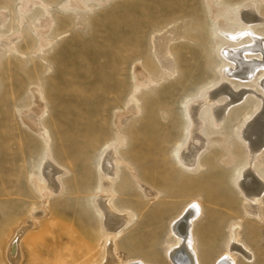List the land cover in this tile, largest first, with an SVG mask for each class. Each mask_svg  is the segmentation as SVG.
Segmentation results:
<instances>
[{"label":"rangeland","instance_id":"rangeland-1","mask_svg":"<svg viewBox=\"0 0 264 264\" xmlns=\"http://www.w3.org/2000/svg\"><path fill=\"white\" fill-rule=\"evenodd\" d=\"M83 2L86 8L68 0H0V264H13L9 244L29 222L17 241V264L100 262L106 229L102 232L93 202L95 186L103 183L98 181V164L111 149L122 182L117 190L121 195L112 203L136 215L111 238L120 264L138 258L168 264L163 253L171 241L170 222L193 203L202 209L193 225L200 257L208 258H201L202 263L213 264L223 254L232 226L254 255L251 264H264V194L250 204L233 180L237 166L245 162L246 148L235 135L243 118L234 115L253 109L260 90L254 79L260 73L242 83L227 79L223 70L229 65L221 67L226 58L217 48L245 34L247 28L234 35L223 29L241 24L235 15L250 7L260 18L254 29L264 39V1ZM224 81L231 91L236 86L247 94L222 124L200 117L211 123L202 126L210 133V148L199 159L207 166L191 172L175 158L176 144L184 137V105L192 104V97L201 101L204 91ZM118 135L125 136L124 144ZM258 158L264 164V149ZM47 160L60 170L61 195L43 187L38 170ZM175 177L185 182L176 185ZM146 178L151 180L143 185ZM204 180H209L208 187ZM156 187L164 189L157 198ZM250 222L254 225L247 226ZM80 242L92 244V249L87 252ZM234 253L237 262L245 263Z\"/></svg>","mask_w":264,"mask_h":264},{"label":"bare ground","instance_id":"bare-ground-1","mask_svg":"<svg viewBox=\"0 0 264 264\" xmlns=\"http://www.w3.org/2000/svg\"><path fill=\"white\" fill-rule=\"evenodd\" d=\"M83 1H85V0H78V3H77V1L73 2L72 0H68V3L73 4L75 6H81L82 8H86L85 3ZM100 1L101 0H97V3H99ZM39 3L41 5H43L41 2H39ZM246 5H247V2L240 4L237 8L244 7ZM247 8H248V6H247ZM233 10H235V9H233ZM257 14L258 13L255 12L254 7H250V9L247 11H238L237 15H235V12H234V15L236 16V20H238V21L241 20V24H238L236 27H229L230 29L225 28V29H223V32L228 33V34L233 33L232 35H234V34H236V32H238L240 30L243 31L244 28H247V31L244 32L245 34H242L244 36L245 40L240 43V40L243 38V36L240 38L239 35H235V38L231 39V40H234V41H232L233 44H229V42L223 41L222 44H218V46H217L218 52L221 55H223V57L226 58L225 59L226 62L221 64V67H223L227 64L229 65V68H226L223 70V74L227 79L230 78V80H234V82H236V83H242V81L250 80L251 78H254L258 73H260V78L254 79V83L259 85L260 90H259V96H257L256 102L253 105V109L250 111L239 112V113L234 115V117L236 119H239V117H241V120H242V118H243L242 124L240 126L238 125L236 127L235 135H237L243 141V143L246 145V148H245V153H244L245 162H243L242 164L237 166L235 174L233 175V180H234V182L237 183L238 194L242 195L248 203L251 202L254 204L257 203L258 200L264 194V164H262L261 162L258 161V159H259L258 156L261 153L262 149H264V39H262L261 37H260L261 38L260 39L258 36V32H256L254 29V27H255L254 24H256L260 20V18L257 17L258 16ZM214 25H215V23H214ZM215 28L217 29L218 25L215 26ZM244 30H246V29H244ZM254 33L257 37L254 35ZM245 54H248L247 58H253V59L246 60ZM227 85L228 84L224 81L223 83H220V85H218L213 91H211V92L204 91L205 94L202 95L203 99L201 101H199L198 98L192 97V98L188 99V100H190L189 102H192V104L188 103L189 104L188 106H187V104L184 105V111L183 112L186 113V116L184 118V120H185L184 125L185 126L182 129L184 137L182 138V141H180V142H178V144H176L177 150L175 153H176L177 157H175V158L178 160V163L183 165L185 168H187L191 172L196 173L198 171H201V169L204 168L205 166H207L206 163L200 161L199 159H201V156L203 155L202 153L207 151L208 148H210V139L211 138L209 136L210 133L206 134L207 132H205V129H203L202 126L207 125L210 122H212L216 126L219 124H222V122L226 118V115H227L228 111L230 110V108H232L235 105H237L238 103H240L245 98L244 96L247 94V92H245V91H241V90L237 91L238 88H236V86H233L234 91H231L230 88L227 87ZM36 103H37V99H36ZM210 105H212V106H210ZM40 111H42V110H40ZM201 116H204L205 118L210 120V122L206 123V121L201 120L200 119ZM210 125H211V123H210ZM202 132L205 133V136L207 137V139L202 135L203 134ZM124 138H125L124 135H118V140H119L121 145L124 144L123 143ZM118 155H119V153L116 154V156H118ZM227 156H230L234 159V155L229 154ZM114 157H115V155L113 153V149H111L108 153L104 154L103 159H101L100 163L98 164V166L100 168V178H101V179L99 178L98 181L101 180V183L102 182L104 183L106 181H103V179L104 180L107 179L109 181V183H111L109 185L107 183L102 185L103 184L102 183L101 185L95 186L96 195L94 196L93 208L97 214V218L100 217L99 223L101 225L102 232H103V228L106 229V231H105L106 233L103 232L104 235L102 237L108 239V240L107 239L105 240L106 248L104 247L103 253L101 252V254H100L101 259L99 260L100 262L98 264H120V261H118V259L115 258V256H114V251H115L116 246H115L114 242H112L111 238H113V239L117 238V235H115V234H117L120 230L126 229L128 227V225L130 224V222L133 220V218L136 216L135 212L131 208L125 207L124 209H126V210H119L116 208L117 206H115V204L112 203L113 202L112 199L115 198L116 195H117V197L119 195H121V194L117 193V190H118L119 184L122 183V182L118 183V177H119L118 176V168L116 169ZM207 161H209V160H207ZM213 161H212V163L215 162V161L214 162ZM125 162H126V160H125ZM125 162H124V164H125ZM125 165L128 168L130 165V162L127 161ZM256 165H257V167H255ZM209 166H211V165H209ZM258 166L261 167V171L259 170ZM130 170L131 169H129V171ZM213 170H214V167H213L212 171ZM217 172H219V171H217ZM170 173L171 172H169V174ZM38 174L42 180L41 182L43 184V187L45 186L46 192H48L49 194H52V195H56V193H59L58 195H61L60 194L61 193L60 188H64V185H63V183L59 184L60 178H58V176H60V170L57 169L51 163L50 160L45 161L41 165L40 169L38 170ZM167 176H168V174H167ZM150 178L152 179V177H150ZM150 178L147 180L141 179V181L143 182V185L148 184V182H150L148 180H151ZM173 179H176V180H173L175 182L178 180L184 181L182 178H179V177H175ZM192 179L195 180V178H192ZM192 179H190L188 181H192ZM208 179L210 181L212 180L210 178H208ZM160 180H162V179H160ZM141 181H139V182H141ZM164 181L165 180H163V182ZM201 181H202V179H201ZM139 182H136V179H135V184L138 185ZM142 182H141V184H142ZM152 182H154V181H152ZM178 182H176V185L182 184V182H179V183ZM207 182H206V185H207ZM157 183H159V182L157 181ZM203 183H202V186L205 185ZM97 184H98V182H97ZM197 184H195V185H197ZM123 185H125V184H123ZM140 185H139V187H140ZM157 186H159V185H157ZM161 186H162V184H161ZM161 186H160V188H161ZM183 186H184V184H183ZM209 186H210V184H209ZM174 187H175V185H174ZM199 187L200 186H198V188ZM207 187H208V185H207ZM160 188L156 187L154 189V190H156V193H154L155 198L158 197L156 195H160L161 191H164L163 188H162V190H160ZM170 188H171V185H170ZM178 189H180V188H178ZM199 189H201V188H199ZM142 190L144 191V189H142ZM179 191H181V190H179ZM120 192L122 193L123 190H121ZM101 193H105L106 195H103ZM144 193H143V195H144ZM165 193L166 192H164L163 194H165ZM167 194L168 193H166V195ZM128 195H129V193H128ZM127 200L124 199L123 201L127 202ZM129 201H130V199H129ZM116 211L117 212L125 211L126 213L125 214L118 213L121 215H117ZM200 214H202V209L200 210V208L197 206V204L193 203L192 206L184 209L179 214L177 219L172 220L170 222V227L168 228V230H169V234L171 237V241L166 245L167 248H165V252L163 253L164 258L168 264H204V263H202L204 261H201V258H203V257H200L201 250L199 249L200 250V252H199L198 251L199 247L197 248V245H198L197 239H196L197 236H196L195 231H194V229H196V227L193 226L194 222L198 219ZM31 225H32V222L31 223L29 222V224L26 225L27 227L26 226L22 227L21 230L18 231V235H16V237L14 238V240H16V241L13 242L11 245L9 244L8 254H9L10 258H12L11 260H12L13 264H17L18 260H19V252L17 251V241H19V239L22 235V232H24L26 229H28V227H30ZM249 225H254V224H252V222H250L247 226H249ZM258 225H259V223H258ZM215 226H219V224L215 225ZM52 228L53 227H51V231H52ZM65 228L68 229V227H65ZM255 228H256V226H255ZM205 229H203V231ZM208 229H210V228H208ZM260 229H263V228H260ZM254 230L255 229H253V231ZM69 232L70 231H68V233ZM71 233H72V231H71ZM200 233H203V232H200ZM211 233H213V235H214V232H211ZM257 233L259 234V232H257ZM69 234H67L68 237L70 236ZM197 234H198V232H197ZM248 234H249V232H248ZM109 235H110V237H109ZM202 235H204V234H202ZM254 235H256V233ZM72 236H74L73 233H72ZM253 236H251V237L253 238ZM200 237H199V239H200ZM225 237H223V238L225 239ZM70 238H72V237L70 236ZM78 240H82V239L79 238ZM252 240H254V238ZM258 240H259V238H258ZM70 241H71V239H70ZM77 242H79V241H77ZM57 243H59V242H57ZM66 243H68V241ZM66 243H64V245ZM80 243L82 244L83 248L87 252H89L92 249L91 243H89V244H91V246L85 242H83L85 244H83L82 242H80ZM69 244H71V243H69ZM69 244H68V246H69ZM261 244H263V243H261ZM29 245H30V243H29ZM39 245H41V244H39ZM52 245L54 248L55 245L54 244H52ZM224 245H225V250H224L223 254L219 255L213 264H238L239 262L236 261V258H235L236 254L234 252H239L243 256L245 263L242 262L239 264H251L252 263V261L254 259V255L250 251H248L247 246L244 245L240 241L238 231L234 232L232 226L229 227V234L227 236V240H226ZM65 246H67V244ZM219 246H218V248H219ZM258 246H260V245H258ZM62 247H61V249H62ZM71 248L72 247H70V249ZM46 249L50 250V248H48V247ZM211 249L213 250V248H211ZM211 249H209V250H211ZM72 250L73 249H71L70 251H72ZM206 254L202 253V255H205V257H207ZM211 255H210V253H208V257ZM260 255L262 256V254H260ZM52 256H54V255H52ZM52 258H51V260H52ZM259 258H256V259H259ZM261 258H263V257H261ZM203 259H205V258H203ZM206 259H208V258H206ZM60 260H63V259H60ZM48 261L50 262V260H48ZM259 261L263 262V260H259ZM54 263H55V261H54ZM49 264H52V262ZM62 264H63V262H62ZM124 264H152V261L149 259L145 260V259L138 258V259L130 260L129 262H125Z\"/></svg>","mask_w":264,"mask_h":264}]
</instances>
